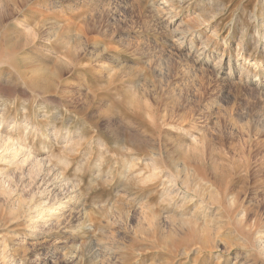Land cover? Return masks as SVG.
Here are the masks:
<instances>
[{"label":"rangeland","instance_id":"rangeland-1","mask_svg":"<svg viewBox=\"0 0 264 264\" xmlns=\"http://www.w3.org/2000/svg\"><path fill=\"white\" fill-rule=\"evenodd\" d=\"M0 264H264V0H0Z\"/></svg>","mask_w":264,"mask_h":264},{"label":"bare ground","instance_id":"bare-ground-1","mask_svg":"<svg viewBox=\"0 0 264 264\" xmlns=\"http://www.w3.org/2000/svg\"><path fill=\"white\" fill-rule=\"evenodd\" d=\"M36 61H39V59L36 58ZM39 64H40V63H39ZM12 150H14V149H12Z\"/></svg>","mask_w":264,"mask_h":264}]
</instances>
